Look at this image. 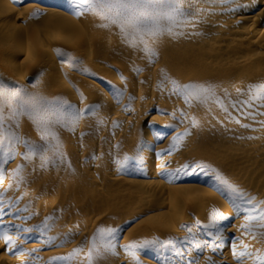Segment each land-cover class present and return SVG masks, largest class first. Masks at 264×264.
<instances>
[{
  "label": "bare ground",
  "instance_id": "6f19581e",
  "mask_svg": "<svg viewBox=\"0 0 264 264\" xmlns=\"http://www.w3.org/2000/svg\"><path fill=\"white\" fill-rule=\"evenodd\" d=\"M184 7L141 38L0 0V264H259L264 0Z\"/></svg>",
  "mask_w": 264,
  "mask_h": 264
},
{
  "label": "snow or ice",
  "instance_id": "6c2138e0",
  "mask_svg": "<svg viewBox=\"0 0 264 264\" xmlns=\"http://www.w3.org/2000/svg\"><path fill=\"white\" fill-rule=\"evenodd\" d=\"M71 4L77 16L91 12L102 18L110 19L112 23H120L122 28L131 27L135 32L141 34V38L145 34L156 38L165 33H171L175 27H179L187 20L188 9L184 6L186 4L190 6L191 0H71ZM182 87L188 89L192 86L184 85ZM256 98L264 99V85L258 87L254 99ZM17 114L23 115L24 113ZM2 163H6V160L0 157V164ZM233 191L241 197L243 196L238 189L233 188ZM246 202L250 204L252 200L249 199ZM256 219L264 221V209L260 210ZM261 226L264 227V224ZM114 231V229H100L98 235L104 239L105 234H111ZM4 239H8L6 234ZM234 255H236L235 252ZM245 255H251V253L247 250L242 251L237 258ZM254 258L259 264H264V256H255Z\"/></svg>",
  "mask_w": 264,
  "mask_h": 264
},
{
  "label": "rangeland",
  "instance_id": "374dc122",
  "mask_svg": "<svg viewBox=\"0 0 264 264\" xmlns=\"http://www.w3.org/2000/svg\"><path fill=\"white\" fill-rule=\"evenodd\" d=\"M17 38L19 39L20 38V35L17 34ZM129 227V226H128ZM128 227L126 226L125 228H122L120 230H122L121 232L125 231L126 229H128Z\"/></svg>",
  "mask_w": 264,
  "mask_h": 264
}]
</instances>
